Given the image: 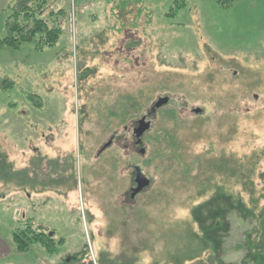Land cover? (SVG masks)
Returning a JSON list of instances; mask_svg holds the SVG:
<instances>
[{"label": "rangeland", "instance_id": "obj_1", "mask_svg": "<svg viewBox=\"0 0 264 264\" xmlns=\"http://www.w3.org/2000/svg\"><path fill=\"white\" fill-rule=\"evenodd\" d=\"M60 7L55 47L0 48V264H264V0ZM28 220L54 254L17 251Z\"/></svg>", "mask_w": 264, "mask_h": 264}, {"label": "trees", "instance_id": "obj_2", "mask_svg": "<svg viewBox=\"0 0 264 264\" xmlns=\"http://www.w3.org/2000/svg\"><path fill=\"white\" fill-rule=\"evenodd\" d=\"M221 6H229L235 0H215ZM68 15L64 8L49 10V0H13L6 20L7 36L0 39V48L19 50L32 45L37 52L55 47L63 35V20ZM32 221L13 234V241L19 253L29 252L33 245L41 244L51 253L57 243L49 240L42 229L34 230ZM48 241L51 243L49 244ZM60 241L58 243H62Z\"/></svg>", "mask_w": 264, "mask_h": 264}, {"label": "water", "instance_id": "obj_3", "mask_svg": "<svg viewBox=\"0 0 264 264\" xmlns=\"http://www.w3.org/2000/svg\"><path fill=\"white\" fill-rule=\"evenodd\" d=\"M169 102V99L167 97L160 98L157 103L153 106L151 113L158 111L160 108L166 106ZM196 113H200V110L196 109ZM151 122L147 120L146 117H143L138 121V127L134 130L133 134L135 138L138 140V144L141 143L142 138L144 135L150 131L151 129ZM111 146V143L106 144L103 147V150H106ZM142 155L146 153L145 149H142L140 151ZM136 183H137V188L133 191L134 196L142 192L145 188L150 186V180L143 174L142 170L140 167L136 169Z\"/></svg>", "mask_w": 264, "mask_h": 264}, {"label": "flooded vegetation", "instance_id": "obj_4", "mask_svg": "<svg viewBox=\"0 0 264 264\" xmlns=\"http://www.w3.org/2000/svg\"><path fill=\"white\" fill-rule=\"evenodd\" d=\"M157 112V111H156ZM156 112H153V113H151V114H154V113H156ZM150 114V115H151ZM143 117H146L147 118V120H148V116H143ZM142 117V118H143ZM141 118V119H142ZM139 121V120H138ZM138 121L137 122H135V124H134V127H133V132H134V130L138 127ZM148 121H150V120H148ZM151 122V121H150ZM127 130H129V128H126ZM147 134V133H146ZM145 134V135H146ZM145 135H144V137H145ZM143 137V138H144ZM133 138H134V143H133V148H132V150L133 151H136V150H138V152H139V154L140 155H142L141 153H140V151L142 150V149H145L144 148V146H143V138H142V141H141V143H139L138 144V140L135 138V136H134V134H133ZM116 141H117V138H116V136H114V138L113 139H111V141H109L108 143H111V146L109 147V148H107L106 150H103V149H101L100 150V152H99V155H101L103 152H105V151H107L108 149H110L115 143H116ZM107 143V144H108ZM128 148H130V146L128 145L127 146ZM146 154V153H145ZM144 154V155H145ZM138 168V166H136L134 169H135V176L132 178V187L130 188V191L128 192V197L130 198V200L131 201H134L140 194H142L143 193V191L145 190V189H147V188H145L142 192H140L139 194H137V195H133L134 194V190L137 188V183H136V169ZM42 232H44L45 234H48V236L50 237L49 238V240H51V241H54V237H55V233H53V232H48V233H46V231H42ZM51 241L49 242L48 241V243L50 244L51 243ZM47 249V251L49 252V253H51L49 250H48V248H46ZM55 253V252H54ZM54 253H51V254H54ZM72 259L73 260H75L77 263L76 264H78V263H81V260L82 259H80V257H78V256H75V257H69L68 259H66L65 260V264H72L73 262H72ZM90 264H92V262L90 263Z\"/></svg>", "mask_w": 264, "mask_h": 264}]
</instances>
